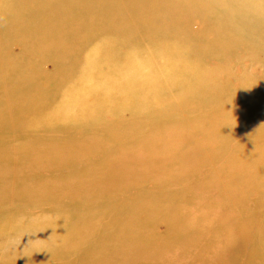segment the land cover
Masks as SVG:
<instances>
[{"label": "rangeland", "instance_id": "obj_1", "mask_svg": "<svg viewBox=\"0 0 264 264\" xmlns=\"http://www.w3.org/2000/svg\"><path fill=\"white\" fill-rule=\"evenodd\" d=\"M210 2L0 0V264H264V3Z\"/></svg>", "mask_w": 264, "mask_h": 264}, {"label": "bare ground", "instance_id": "obj_2", "mask_svg": "<svg viewBox=\"0 0 264 264\" xmlns=\"http://www.w3.org/2000/svg\"><path fill=\"white\" fill-rule=\"evenodd\" d=\"M145 0H130L129 2H127V1H125V0H123V4L124 3H126V4H128V6H130V5H132V3H134V4H136V5H138L139 7H146V6H149L150 4H152V5H154V4H157V5H159L158 3H161L162 5L161 6H165V7H167V9H165V11L166 12H168V13H173V14H178V13H181V12H183L184 10H186V9H188V8H190V9H192V11L194 12V14H196L198 17H205V16H211L210 14L212 13V6L214 7L215 5L212 3V2H210L211 0H195L196 2L194 3V2H188V1H177V0H151V2L150 3H147V2H144ZM73 2H76V3H78V2H80V0H73ZM193 3H194V5H193ZM224 5V4H223ZM226 5V4H225ZM159 8H161L160 7V5L158 6ZM170 7V8H169ZM261 7H263L261 4H258L257 6H256V8H255V10H261ZM227 10H229V11H231L232 10V8L231 7H227ZM222 15H223V11H219ZM257 12H260V11H257ZM163 16H165V15H167V13L166 14H162ZM97 18H99V17H97ZM165 21L167 22V21H169L167 18H166V16H165ZM210 20H211V18H210ZM170 22V24H173V25H175V24H177V23H175L176 21L174 20V19H171V21H169ZM242 25H246V24H244V23H241ZM105 25L108 27V25L106 24V22H105ZM242 25H240V24H238L237 25V28H241V26ZM261 25H263V23L261 24ZM166 26H168V25H166ZM169 27V26H168ZM199 27V26H198ZM44 28V27H43ZM170 28V27H169ZM221 26L217 23V20H215V21H213V22H211L209 25H208V29L209 30H218V31H221ZM191 29H193V23H192V27H191ZM194 29H195V27H194ZM209 30H207L206 31V33L204 34V35H195L194 34V32L192 31L191 32V36L192 37H190V41L189 42H191V44H192V46L193 47H195L196 49H198L199 51H202V50H210L211 48H212V45H210V44H208L207 46H201V47H199L200 46V42H197L195 39H194V37H199V36H205V35H209L210 34V31ZM44 31L45 32H47V30L44 28ZM251 31H253V30H251ZM255 33H257L256 31H255ZM179 35V34H178ZM253 37H254V39L252 40V43L250 44L251 46L250 47H253V46H258V47H260V46H264V34L263 33H260V34H257V35H253V33L251 34ZM262 37V38H261ZM191 39H193V40H191ZM230 39L231 40H233V38L231 37V36H229V35H227L226 33L223 35V36H221V38L219 39V41H218V44H225L226 42H228V41H230ZM178 40H180V39H178ZM181 41V40H180ZM183 41V40H182ZM188 41V40H187ZM187 41H183V43H185V42H187ZM256 43H258V44H260V45H257ZM169 47H171V49H173V50H176V51H179L180 49H179V45H175L174 47H172V44L171 43H169ZM96 48V47H95ZM94 49V48H93ZM224 49V48H223ZM152 52V51H151ZM158 52H160V50L158 51ZM181 58V57H180ZM104 60V59H103ZM149 60V59H148ZM90 62V60H87V63H89ZM114 62V61H113ZM147 64H148V62H146ZM106 65V64H105ZM153 64H150V69L146 72V74L145 75H141V73L142 74H144V71H140L141 73H139L140 74V78H142V79H151L153 76L152 75H154L155 73H157V71H156V69H158L159 67L158 66H156L155 64L152 66ZM100 67V66H99ZM166 68H168L167 69V72H165V74H171V70H173V71H175V70H180V69H178L177 67H175V66H172V62L171 63H168V66L166 67ZM161 70H164L165 71V69L163 68V69H161ZM213 71L215 72V74L217 73V70H212V73H213ZM155 75H157V74H155ZM169 77V76H168ZM80 78V77H79ZM83 78V77H82ZM80 79V82H81V84L85 87L86 85L85 84H87V83H90V81H89V77L87 78H83V79ZM156 78V77H155ZM103 79V80H102ZM96 81L98 80L99 81V83H101V84H107L108 86L109 85H112L113 83H112V81L111 80H108L107 78H102V77H100V75H98V77L95 79ZM122 82H123V84H122V87L123 88H127V87H129L130 89L129 90H134V89H139V85H138V83L137 82H134V84H129L128 82H127V80L126 79H124L123 78V80H122ZM97 84V83H96ZM1 85H3V83L2 82H0V86ZM82 85L81 86H79L80 88H76V89H74V91L72 92V94H68V96H70L71 95V99H78L79 101H82L83 102V104L86 102V101H84L85 99H87V95H85V93L83 92V89H81L82 88ZM165 98H162L161 100H164ZM8 106H9V104H7ZM217 112H214V113H211V115L213 116V115H215ZM81 121H83V120H81ZM73 123V122H72ZM158 124V123H157ZM170 125V121L168 122V124L166 125V127H168ZM153 129L155 130V129H157V125L156 126H154L153 127ZM130 130H131V128H130ZM163 132H165L164 131V129H161V133H163ZM36 145V144H35ZM37 147V146H36ZM134 147V146H133ZM33 148V147H32ZM35 148V147H34ZM94 167V166H93ZM218 172H219V170H217V171H215L214 173H213V176H216V175H218ZM47 183H50V180H45L42 184H40V185H46ZM168 210H170V212L169 213H171V211L172 210H174L173 209V207H172V205H171V202L168 204ZM171 207H172V209H171ZM29 241L30 240H27L26 241V243L24 242V241H22V240H20V244L21 245H26V247L27 246H29L30 245V243H29ZM20 245V246H21ZM19 246V247H20ZM29 247H31V246H29Z\"/></svg>", "mask_w": 264, "mask_h": 264}, {"label": "clouds", "instance_id": "obj_3", "mask_svg": "<svg viewBox=\"0 0 264 264\" xmlns=\"http://www.w3.org/2000/svg\"><path fill=\"white\" fill-rule=\"evenodd\" d=\"M222 2H223V0H222ZM260 2H261V3H264V0H260Z\"/></svg>", "mask_w": 264, "mask_h": 264}]
</instances>
